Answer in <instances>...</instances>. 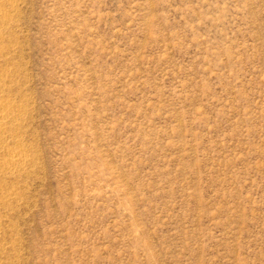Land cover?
Masks as SVG:
<instances>
[{"label":"rangeland","instance_id":"374dc122","mask_svg":"<svg viewBox=\"0 0 264 264\" xmlns=\"http://www.w3.org/2000/svg\"><path fill=\"white\" fill-rule=\"evenodd\" d=\"M3 106L0 264H264V0H0Z\"/></svg>","mask_w":264,"mask_h":264},{"label":"bare ground","instance_id":"6f19581e","mask_svg":"<svg viewBox=\"0 0 264 264\" xmlns=\"http://www.w3.org/2000/svg\"><path fill=\"white\" fill-rule=\"evenodd\" d=\"M11 112H12L11 109L9 110V108L7 106L6 107L3 106L2 111H0V124L5 125V121H6V119H8L10 117ZM14 155L16 157L13 159V163L15 165L20 164V162L23 159L22 155L20 153H18V152L15 153Z\"/></svg>","mask_w":264,"mask_h":264}]
</instances>
